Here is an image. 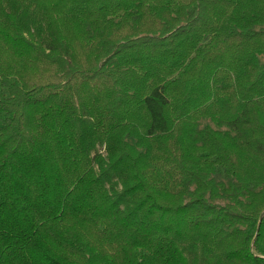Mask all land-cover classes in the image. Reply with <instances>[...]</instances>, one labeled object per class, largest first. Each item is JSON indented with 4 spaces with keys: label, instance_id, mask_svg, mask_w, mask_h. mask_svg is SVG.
Returning <instances> with one entry per match:
<instances>
[{
    "label": "trees",
    "instance_id": "obj_1",
    "mask_svg": "<svg viewBox=\"0 0 264 264\" xmlns=\"http://www.w3.org/2000/svg\"><path fill=\"white\" fill-rule=\"evenodd\" d=\"M261 56L264 0H0V264H264Z\"/></svg>",
    "mask_w": 264,
    "mask_h": 264
},
{
    "label": "rangeland",
    "instance_id": "obj_2",
    "mask_svg": "<svg viewBox=\"0 0 264 264\" xmlns=\"http://www.w3.org/2000/svg\"><path fill=\"white\" fill-rule=\"evenodd\" d=\"M261 59H264V57L261 56ZM99 151L103 152V147H101V148L99 147ZM215 201L218 202V203H223V200H221V199H217Z\"/></svg>",
    "mask_w": 264,
    "mask_h": 264
}]
</instances>
